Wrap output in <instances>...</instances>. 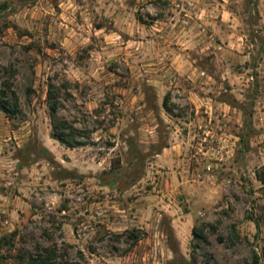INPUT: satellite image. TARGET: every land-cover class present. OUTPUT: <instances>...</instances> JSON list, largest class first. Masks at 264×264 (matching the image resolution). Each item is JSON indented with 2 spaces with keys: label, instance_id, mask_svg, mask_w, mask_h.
Masks as SVG:
<instances>
[{
  "label": "rangeland",
  "instance_id": "374dc122",
  "mask_svg": "<svg viewBox=\"0 0 264 264\" xmlns=\"http://www.w3.org/2000/svg\"><path fill=\"white\" fill-rule=\"evenodd\" d=\"M0 103V264H264V0H0Z\"/></svg>",
  "mask_w": 264,
  "mask_h": 264
},
{
  "label": "trees",
  "instance_id": "16d2710c",
  "mask_svg": "<svg viewBox=\"0 0 264 264\" xmlns=\"http://www.w3.org/2000/svg\"><path fill=\"white\" fill-rule=\"evenodd\" d=\"M6 98L5 94L2 95V99ZM48 106L49 111L52 117V120L56 122L57 114H58V105L56 102V98L54 94L50 91L48 94ZM0 111H3L6 114H9V108L6 105L0 103ZM54 128L57 130H61V133H55L53 138L58 142L71 146V142L68 140V136L63 132L65 128H60L59 126L55 125ZM260 181L264 184V176L260 177ZM16 234H13L11 238H14ZM15 264H69L68 262L64 261V257H60L58 255V251L56 249H48V248H40L36 249L35 254H30L25 250H20L15 256H12Z\"/></svg>",
  "mask_w": 264,
  "mask_h": 264
}]
</instances>
